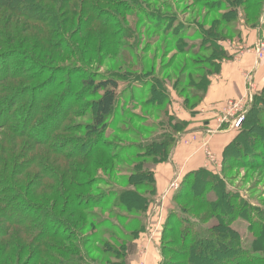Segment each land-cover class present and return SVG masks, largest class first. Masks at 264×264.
I'll use <instances>...</instances> for the list:
<instances>
[{
    "label": "rangeland",
    "instance_id": "rangeland-1",
    "mask_svg": "<svg viewBox=\"0 0 264 264\" xmlns=\"http://www.w3.org/2000/svg\"><path fill=\"white\" fill-rule=\"evenodd\" d=\"M98 3L104 6L103 15L96 17L99 22H92L89 16L90 23L87 24L86 19L85 23L78 20L73 28L77 37L83 34L90 38L89 46L83 48L77 38L72 37L73 33L55 28V35L49 37L55 46L50 49L47 45L50 50L47 58H39L38 51L25 41L29 39V32L34 34L33 29L28 31L27 21L12 18L8 11L3 14L4 19H0V159L6 158L12 165L25 163L24 158L36 155L34 159L38 162L34 165H18L21 172L18 178L25 181L21 183L24 186H18L29 193L30 187L39 184L34 192L41 198L49 196L41 201L47 205L52 202L50 197L54 194L46 190L40 178L33 174L45 176L46 168L54 174H62L63 166L70 163L95 174L92 176L95 183L88 193L97 203L99 199L104 201L100 203L102 207L92 210L90 222L93 227H75L80 236L72 242L79 250L71 257L52 249V246H57L59 251L67 248L69 245L64 239L44 238L45 249L53 256L46 257L47 264H148L145 256L147 244L153 245L152 250L158 256L157 264H177V255L172 253V234L165 237L163 246L162 235L171 209L177 216L173 228L178 232L187 223L186 218H192L189 211L194 204L183 200L176 202L174 198L187 172L169 183L160 196L155 174L153 194L149 175L155 173L159 165L170 162L175 142L168 158L157 165L154 164L160 158L157 156L160 151L147 146L154 136L170 139L176 136L174 120L183 121L185 111L194 116V109L204 101L209 75L224 58V44L238 38L248 15L241 10L238 16H233L234 19L228 16L227 25H224L221 21L222 15L226 14L223 9L214 5L212 11H208L193 0H140V11L125 13H118L106 0H98ZM106 28L115 33L116 38H107L104 34ZM10 31L19 37L17 45L11 43ZM56 33L65 35L57 37ZM64 36L74 41L63 44ZM91 50L97 51L92 53V58L89 56ZM8 75L14 79L4 80ZM89 78L95 83L114 78L120 85L117 113L111 119V126L100 137L107 157L105 154L102 158L94 157L101 160L99 165L91 166V162L73 157L86 148L90 134L95 133L92 113L96 97L93 89L87 88L85 83ZM251 78L248 76V80ZM263 92L259 91L242 112L244 122L242 120L240 126H235L238 117L235 119L232 127L235 136L253 122L255 125L258 122L264 124ZM32 96L37 97L34 106ZM228 106H231L229 111H235V108L246 105L228 102ZM32 108L34 112L31 114ZM38 113L41 115L35 117ZM252 134L256 137L249 141L238 140L236 156L231 158L234 161L225 164V169L222 161L217 171L207 169L219 176L234 197L239 195L244 200H238L241 205H250L253 210L250 217L252 215L254 220L264 215V141L263 133L258 129L254 128ZM196 140L192 134L186 143ZM252 140L256 143L251 144ZM89 146L91 148L94 144L89 143ZM206 150L208 160L215 162V154L207 144ZM2 168L4 165H0L1 171ZM135 172L146 174L134 181V185H139V192L151 200L146 213H131L107 201L108 196L114 197L115 193L134 187L131 181ZM76 176L81 179L88 175L83 172ZM42 179L50 182L47 177ZM28 180L30 183L26 186ZM5 190L1 187L0 192ZM1 196L12 200L9 196ZM31 200L33 205H38L35 198ZM17 203L25 206L20 200ZM201 215L204 214L195 216L202 219ZM250 221L239 215L232 225L248 245L252 239ZM195 223L204 228L216 224L217 220L208 218L204 223L202 220ZM38 224L36 222L33 227ZM8 225L7 219H0V232ZM7 230L9 236L0 233V252L6 249V255L10 257L5 263L0 260V264H8V261L10 264H40L32 252L22 250L24 242L33 244L32 241L21 234L17 226ZM16 230L22 239L12 238V244L6 247V240ZM56 230L66 235L71 232L65 225H59ZM144 232L146 236L142 234Z\"/></svg>",
    "mask_w": 264,
    "mask_h": 264
},
{
    "label": "trees",
    "instance_id": "trees-1",
    "mask_svg": "<svg viewBox=\"0 0 264 264\" xmlns=\"http://www.w3.org/2000/svg\"><path fill=\"white\" fill-rule=\"evenodd\" d=\"M106 1L109 3V6L116 9L118 13L140 11V0ZM193 1L196 5L201 6L208 11H212L214 5L217 6L218 9H223L226 13L221 17V21L224 25H227L225 24V21H228V16H231L232 18L233 16L236 17L242 10L245 15H248V18L244 20V23L257 26L261 19L264 7V0ZM103 7L102 4L98 3V0H0V19H4L3 14L7 11L10 12L12 18L25 19L27 21L26 24H28V31H30V29L34 30L33 35L29 32V39H25V41L28 43L30 42L31 46L34 47V50L38 51L40 54L39 58H47L50 55H48L50 50L47 49V45L50 46V49L55 46V43L51 42L49 37L54 36L55 32L59 30L58 28H63L62 30H65L66 33H73V36H71H75L83 48H87L89 46L88 43L90 38L83 34L82 36L77 37L74 34L75 31L73 28L77 26L79 21H84L85 23L84 19H86L87 24L90 23V18H92V22H99L96 17L98 15H103ZM86 15H88V18ZM87 27H89V25ZM55 28L57 29L56 31ZM104 34L107 35V38L114 39L116 36L115 33H110L107 28ZM12 35H14V33L10 31L8 36L11 38V43L17 45L19 43V37L14 35L12 38ZM61 35L65 34L56 33L57 37H62ZM68 41L72 43L74 40H69V37L64 36L63 44H66ZM92 53L96 54L97 51L91 50L89 55L90 58L93 57ZM223 56H225L224 52ZM217 69L218 66L216 70ZM8 78H10L9 75L6 76L4 80H9ZM208 82L209 78L207 86ZM85 83L87 88L90 87L93 89L96 97V100L93 102L94 110L92 113V127L94 128L93 131L95 133L90 134V140L85 144L86 148L73 157L82 162H91L89 163L91 166L94 164L99 165V161L101 160L98 158L95 160L94 157L98 156L102 158V155L104 154L107 157L106 149L104 144H101L100 137L111 126V119L117 113V91L120 85L119 81L114 78L100 80L97 83H95L92 78H89L88 80H85ZM262 90H264V88ZM32 98L34 106L37 103V97L32 96ZM33 112L34 109L32 108L31 114ZM40 115L41 113H38L35 117ZM174 121L176 136H172V139L167 136H154L149 140L151 143L147 146L148 149H158L160 151L157 154L160 158L154 165H157L159 162L165 161L168 158L171 145L177 140L178 134L180 132L182 133L188 125L186 121H181L177 118H175ZM254 128L258 129L260 133H263L262 138L264 141V124L261 125L258 122V124L255 125L253 122L247 128H244L232 141L229 142L223 151L222 167L224 169L225 164L234 161L231 158L236 156L234 152L239 148L238 140L242 139V141H244L247 139L249 141L250 138L256 137L252 134ZM89 143H92V145L94 144V146H91L90 148ZM250 143L255 144L256 142L252 140ZM101 151L102 154H99ZM35 156L36 155L24 158L25 163L17 162L12 165L11 163H8L4 157L2 160L0 159V165H4L2 171L0 170V189L1 187L6 189L4 192H0V219H3L4 217L8 220L9 224L6 228H3L0 233L1 235L4 233L9 236L7 229H12L13 226H17L20 233L28 237L33 243L30 244L24 242L21 246L23 247L22 250L32 252V255L40 264H47L46 257L53 256L45 249L42 240L44 238L64 239L69 245L67 248L59 251L57 250L59 249L57 246H52V249H55L64 256L71 257V254H75L79 250V248L73 244L74 242H72L74 241V238L80 236V231L78 232L75 227L79 225L83 228L86 226L93 227L92 222H90V216L93 213L92 210L102 207V204L100 203L104 200L99 199L97 203L88 193L95 183V180L92 179V176L95 175L94 172L91 171L90 173V170L87 168L81 170L76 163L65 164L63 166L64 172H62V174H54L51 170H47L46 166L43 167V169L46 168L47 172L45 176L42 175V173L33 174L34 177L37 176L40 178L43 183L42 185L46 190L53 192L54 196L50 197V201L52 202L49 205L41 202L47 200L49 196L41 198V196L34 192V189L38 188L39 184L36 183L30 187L29 191L33 193H28L26 189H24L26 191L24 192L23 189L18 186V184L24 186L21 183L25 182L23 179L18 178V175L21 173L18 170V165L20 167L24 165L27 166L26 164L34 165L35 162H38L34 159ZM38 159L39 157H37V160ZM139 169L140 168L136 169V171ZM83 172L88 176L81 179L79 178L80 176H76L77 173ZM134 174L135 176L131 181L132 186L134 185L135 180L146 175L142 172L137 174L135 172ZM42 177H47L50 182H44ZM149 177L152 181V191L154 194L156 187L154 171ZM29 183L30 180L27 181L26 186H28ZM1 195L9 196L12 200L2 198ZM30 195H32V197ZM111 196L112 198H110ZM111 196L107 197L108 203L112 202L113 204L120 205L127 211L136 214L146 213L150 206L149 202L151 201L139 192L138 184H135L133 188H126L119 193H115L114 197L113 195ZM34 198L35 201L39 202L38 205L37 203L36 205L32 204L33 201L31 199L34 200ZM174 198L176 202L183 200L194 204L190 209L191 211H189L192 218H186L187 223H185L181 231L178 232L173 228L177 224V216L173 209H171L164 226L162 246L165 237L172 234V253L177 255V264H264V215H260L258 219L253 220L252 215L250 217L251 211H253L250 205H241L238 200H244L241 199L239 195H235L234 197L233 194L226 189L224 182L217 174H213L207 168L190 170L184 176L180 188L175 193ZM19 200L21 204H24L25 206H19V202L17 203ZM184 211L187 210L184 209ZM198 212L199 214H204L203 216H200L202 219L195 216L199 215ZM239 215L247 217L249 221L251 220L249 231L252 234V239L249 245L244 243L241 235L233 229L232 225ZM208 218L216 219L217 223L211 224L210 226H204V228L195 223L197 220H202L204 223ZM36 222L39 224L34 228L33 224ZM62 223L70 229L71 232L69 234L66 235L64 232L56 230L59 225L63 226ZM20 233L16 230L10 235L11 237L6 240V247H9L12 244V238H16L17 240L19 238L22 239ZM16 243L19 242L16 241ZM5 250L6 249H3L0 252V260H2L3 263H5L6 259L10 257V255H6L7 252H5ZM69 251H71L70 254L68 253ZM9 262L10 261H8V264H10Z\"/></svg>",
    "mask_w": 264,
    "mask_h": 264
},
{
    "label": "crops",
    "instance_id": "crops-1",
    "mask_svg": "<svg viewBox=\"0 0 264 264\" xmlns=\"http://www.w3.org/2000/svg\"><path fill=\"white\" fill-rule=\"evenodd\" d=\"M237 36V39H230L224 44L225 56L218 69L209 75L204 101L194 109V116L187 111L182 112L184 118L181 119L188 125L178 134L171 150L170 162L155 169L158 196L169 183L180 175L182 178L190 170L220 169L224 147L235 136L232 129L235 119L243 115L242 112H245L254 96L264 88V59L259 60L253 52L257 43L264 42V7L257 26L243 22ZM250 75L252 78L248 80ZM228 102L246 106L229 111L231 106H228ZM192 134L197 140L186 143ZM206 144L215 154V162L208 160ZM142 234L147 235L146 232ZM136 241L139 242V239ZM152 246L147 244L146 262L157 264L158 256Z\"/></svg>",
    "mask_w": 264,
    "mask_h": 264
},
{
    "label": "built area",
    "instance_id": "built-area-1",
    "mask_svg": "<svg viewBox=\"0 0 264 264\" xmlns=\"http://www.w3.org/2000/svg\"><path fill=\"white\" fill-rule=\"evenodd\" d=\"M253 52L255 54V56L259 59L262 60L264 59V42H259L257 43L254 48H253ZM243 120V116H239L235 122V126L238 127L240 126L241 122ZM173 184V183H172Z\"/></svg>",
    "mask_w": 264,
    "mask_h": 264
}]
</instances>
